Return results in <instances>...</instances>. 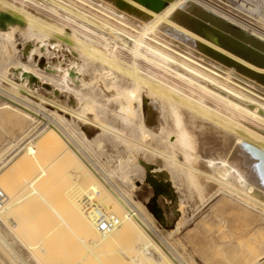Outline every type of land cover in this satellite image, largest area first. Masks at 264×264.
I'll use <instances>...</instances> for the list:
<instances>
[{
    "label": "bare ground",
    "instance_id": "bare-ground-1",
    "mask_svg": "<svg viewBox=\"0 0 264 264\" xmlns=\"http://www.w3.org/2000/svg\"><path fill=\"white\" fill-rule=\"evenodd\" d=\"M46 1L51 6L37 0H0V86L3 83L8 85L7 90L0 89V98L9 104L0 105V123L7 122L14 133L20 132L17 134L21 138L18 141L11 139L9 144L17 145L27 137L29 140L31 130L28 125L34 123L33 116L36 117L30 108L41 106L29 96L44 101L29 89L30 84L36 85L34 79L41 83L50 82L60 93L72 99L75 110L52 103L65 114H70L72 119L80 121L82 127L68 124L69 121L55 113L51 117L54 123L49 126H45L49 123H44L46 128L37 137L38 144L32 150L33 153L46 148L43 151L49 153V148L54 147V150L58 148L62 152V160L58 157L62 176V172L56 171L58 166L55 169L52 167L54 162L52 166L48 163L52 168L47 164L46 170H55L61 178L57 179L62 182L59 184L63 185H58L61 188L55 186L58 183L54 182L53 178H57L55 174L52 175L53 180L47 177L50 179L47 181L45 177L44 182H54V187H49V183L45 185L50 191L48 200L53 193H56L53 194L55 199L59 189H62V201L58 199L60 195L56 199L62 204L63 200L69 203L71 196L70 201L73 202L64 205L68 210L66 212H75L77 207L73 203L79 200L77 194L99 198L104 201L105 210L125 217L130 231L134 230L133 238L140 242L147 235L156 233L152 220L147 217L151 219V214L140 212L137 202L130 199L136 189L133 177L140 175L142 180L148 178L151 181L158 193L156 195L169 201L163 205V201L159 200L157 205L161 206L162 214L169 223L177 214L176 208L182 207L185 201H193L199 208L215 201V207L226 208L232 218L222 219L219 216L218 224L223 234L221 242L233 249L231 254L225 248V252L230 254L228 260L231 259L233 264H264V238L257 235V230L264 227V195L261 194L264 188V27H259L264 23V3L259 0L254 4L251 0ZM16 35L22 40L20 50L16 46ZM49 49L60 51L66 69L58 65L51 70V74L38 68L33 56H41ZM11 75L18 78V84L12 82ZM26 122L28 125L24 126ZM8 124L5 125L9 128ZM57 124L84 153L106 152V145L109 144L115 150L122 147L126 154L115 156L113 169H107L91 158L95 170L61 134ZM93 128L99 132L89 140L83 130ZM8 146L3 147L6 149ZM27 146L24 145L21 150H26ZM38 154L33 153V158ZM54 155L57 158L58 155ZM31 156H19L13 168V172L23 179L29 177L26 179L30 183L37 170L33 173V169L28 176L23 172L27 167L37 169V165H31L35 160L30 164ZM146 156L151 157L153 162L142 160ZM12 158L1 160L4 169ZM61 168H58L59 172ZM71 171L72 176H68ZM3 173L8 175L9 172L0 174L3 175L0 189L5 195L0 219L4 217L3 220L9 221L12 226L16 207L20 208L21 204L16 203V197L3 186L7 178ZM150 176L155 180H151ZM125 185L129 187V192L121 188ZM73 195L76 201L72 199ZM105 200L111 203L106 201V204ZM57 203L55 200V205ZM47 204L50 210H55L51 203ZM174 209L176 211L171 215ZM25 211L22 209V213ZM24 214L19 215L22 217L20 221L16 215L19 226ZM52 220L50 225L46 223L49 226L45 225L47 229L44 227L46 232L48 230L47 233L44 230L47 235L44 240H53L52 235L55 236L53 231L56 227L53 223L51 225ZM16 224L13 223L11 229ZM33 224L31 222L28 226L32 229ZM177 225L174 231L178 229ZM21 230L19 232H23V228ZM37 231L31 232H40ZM2 235L3 241L6 236L4 234L5 238H2ZM44 240H41L44 246L51 244L49 240ZM144 248L140 252L145 251ZM170 252L166 250L164 253L171 263L178 264L177 260L185 264L176 252ZM146 259L151 258L146 256ZM154 260L156 262V258Z\"/></svg>",
    "mask_w": 264,
    "mask_h": 264
},
{
    "label": "rangeland",
    "instance_id": "rangeland-1",
    "mask_svg": "<svg viewBox=\"0 0 264 264\" xmlns=\"http://www.w3.org/2000/svg\"><path fill=\"white\" fill-rule=\"evenodd\" d=\"M37 1H39L40 3H43L46 6H51V3L46 1V0H37ZM255 1H258V0H251V4L256 3ZM259 1H261L262 4L264 3V0H259ZM219 5L223 6L222 4H219ZM223 7H226V6H223ZM259 27H264V23H262ZM15 40H16L17 49L20 50L22 47V40L18 36L15 38ZM33 60L36 63V65L38 66V68H40L41 71H44L46 73L52 74L53 71H51V70H53V69L55 70V67L58 65H59V67L66 69V63L63 64L64 58H63L62 54L60 53V51L57 52L55 49L54 50L49 49L48 52L43 53L41 56L38 54H35L33 56ZM22 62H24V60H22ZM10 78H11L12 82H15V83L17 82V84H18V78H16V76L11 75ZM34 82H37L36 85L30 84L29 89L34 94H37V96H40L41 98H43L44 101L40 100L38 97H33L32 95L29 96L31 98V100H33L35 103L41 105L40 107H36L34 105L35 106L34 108H30L31 110H33L32 113H34L36 115V117L33 116L35 122L31 123L29 125L26 122L24 125V126L28 125L29 130H31V132L29 134V136H30L29 140L31 142L29 140H27L28 139V137H27L26 139L24 138L23 140L19 141L17 145H15L14 143H11V142L9 144V141H11V139H13V140L16 139L18 141L19 138H21L18 135V134H20V132L14 133V131L11 130V127L7 122H1L0 123V148H1V150L3 149L2 151H0L2 153V154H0L1 155L0 167H2V164H1L2 159H11L12 156L14 154H16L15 157H13L12 160L10 161V164L8 163V166L5 165L6 169H4V166H3L2 169L0 170V174H2V172H4V171L9 172L8 175H7V173H5V174L3 173L5 176H7L6 180L3 182V186L5 185V187L7 188V191L16 197V198L14 197L15 202L18 201L22 205V206L19 205L21 209L19 207H16V208H18L17 211L15 210L16 214H15V211H13L14 212L13 214H15V215L14 216L12 215L13 218L11 217L12 218V226H14L13 223L14 224L18 223V221H20V218H22V217H19V215H21L19 213V211L22 213V209H24V211L26 210L24 212L26 214V216L24 213H22V215L24 214V216H23V219H21V222L23 220V224H21V222H20L21 227L19 226V223L16 224L18 226V229L16 228L17 226L13 227L14 229L13 228L11 229L12 226L8 224L9 221L6 220L7 221V223H6V221L3 220L4 217L2 218V220L0 219V233H2V234L4 233L6 238H5V236H3L4 234L3 235L0 234V235H2V238L3 237L5 238V239H3L4 242L6 240L8 241V242L6 241L7 243L4 244L3 241L1 240V237H0V264H54V262H56V264H173V263H171V261L169 259H167L168 257H166V254L164 253V252H166V250L169 253H171L170 251H173V253L176 252L175 254L178 255L179 259H181L182 262L184 261L183 263H185V264H229V263L233 264L231 259L228 260L230 254L226 253L227 251H228V253H229V251H231V254H232L233 249L231 247H227V246L223 245V243L221 242V237L223 236V234H222V230L220 228V224H218L220 221V217L222 219L232 218L231 216H229L230 213L228 211L227 212L229 214L226 212V208H224L225 209L224 210L222 208L223 206H221V209H219L220 207L219 208L215 207V204H216L215 201L211 202L210 204H208L204 207H200V208L198 205H195L193 201H189V202L185 201L183 203L184 206L182 205V207L176 208L177 214H176V216H173L174 220L170 221V223H169L168 220L162 214L161 206H157L159 204V202H158L159 200L164 202V203L163 202L161 203L163 205H165V203L167 204L169 201L164 200V198L161 197L160 195H156L158 193L156 192L154 185L151 184V181H149L148 178H145L142 180V177L140 175H135L133 177V181H134V185H135L136 189H135V192L131 195L130 199H131V201L137 202V204H136L138 206L137 209H139L140 212L143 213L145 211V213L148 212L151 214V219L148 215H147V217L149 218V221H151V220L153 221V222L151 221V225H153V229H155V232H156L155 234L152 233L150 235H147V237H145L143 239L144 241L142 240L140 242L139 241L137 242L133 238L134 230L130 231L129 226L125 223V217L123 215L116 214L115 211H109L108 210L109 212H112V213H115L116 215H118V217L121 220L120 221L121 223H119L116 227L107 231L106 233L100 232L96 228V214H95L94 208L95 207L99 208V206L101 207V204H102L103 209H105L104 208L105 204L103 205L104 201H102L99 198L97 200V199H95L96 197H94V196H93L94 197V199H93L92 196L90 197V195L88 198V195L81 194V196H79L77 194L76 197L79 200H77V202L73 203L77 207L76 208L77 210L75 209V212H73V211L66 212V211H68L66 209V206L73 202V200L70 201L71 196H69L70 197V199H69L68 197H66L67 195L64 194V197H66L67 200L69 199V203H67L65 201V203H67V204L64 203V200H63V204H62V202L58 201V199H60V201H62V196L64 193V192H61L62 189H59L60 191L57 195V196L60 195L59 196L60 198H58L56 196L58 199H56V197L54 199V195L56 193H53L54 195L51 194V198H50V200H48L49 195H50V193H49L50 191L48 189L46 190L45 185H47V183H49V187H51V186L54 187L52 184L55 181H58V183L55 182L57 184L55 186H57V187H58V185H61V187L63 186L62 184H59L62 182L61 181L59 182V180H57L59 178L58 177L59 175L56 174L57 172L58 173L62 172V168L60 165L61 164L60 161L62 160L61 159L62 156L60 158V155H62V152L58 148H55V150H54V147H53V148H49V150H48L49 153H47V151H43V150H46V148H43L38 152H33L36 154L39 153L38 155H34V158H35L34 159L32 150L36 146V143L38 144L37 137H39V135L41 134V131L46 128L45 126H49L50 124L54 123V121H52L53 120L52 116L55 113H57L60 116H63V118L66 120V122L69 121L67 123L68 124L70 123V125L82 127V124L80 121L76 120V118L72 119L70 114H68V113L65 114L62 109H59V107L54 106L55 104L52 103V102H55V103H58L59 105H62V106H65L69 109L75 110L76 107H74V104L71 103L72 99L70 97L68 98L67 96H64L63 93H60V91L58 89H55L53 84H50V82H47V83L42 82L41 83V82L37 81L36 79H34ZM7 87H8V85L3 83L0 86V89L1 90H7ZM65 94L68 95L67 93H65ZM147 102H148V100H147ZM4 103H6V105H9L6 101L3 100V98H0V105L4 104ZM49 103H51V104H49ZM71 104H73V105H71ZM41 107H43V109ZM39 120H41V121H39ZM0 121H2V120L0 119ZM44 123H46V124L49 123V124L45 125ZM5 124L6 125L8 124L9 128L6 127ZM75 124H77V125H75ZM36 125H37V127H36ZM56 127L61 132V134L66 137V139L69 141V143L72 144V147L80 154V156L95 170H96V168L92 164L93 161H95V163L103 164L104 167L107 169H109V168L113 169L114 165H115V163H114L115 156L117 154H121L122 156H125V154H126V152L124 151V149L122 147H120L118 150H115V149L111 148L109 144L106 145V152H103V153L94 152V154H93V152L92 153H88V152L84 153L81 150H79V148L74 144V142L71 139H69V137L66 135L65 131H62L63 128L59 124H57ZM6 129H8V131ZM83 132L85 133V136L87 137V139L92 140L93 138L96 137L95 133L97 134L99 131L93 128V129H89L86 131L83 130ZM12 133H14V134H12ZM26 144H28V146L26 147V150H25V148L21 150V148ZM29 144H30V146H29ZM3 146H8V147L6 149H4ZM16 146L20 147V149H17ZM9 147H11V148H9ZM50 150L55 151V153L53 151H52L53 153L50 152ZM5 152H7V153L5 154ZM58 152H60L61 154ZM22 153L24 155H28V154L30 155L31 154L32 156L30 158V164L34 163V160H35V163L31 164V165H35V166L37 165V169L35 167H27L25 169V171L23 172V174L25 176H28L31 174L33 169H34L33 173L35 170H37V173L36 174L34 173L33 175L34 176L38 175L39 177L35 176V178H34V176H33L32 179H34V180L31 181V183H30V180H27V179H29V177H26L27 179L26 178L23 179V177H21L17 173L13 172V168L15 167V165L18 162L17 161L18 157L23 155ZM26 153H28V154H26ZM50 153H51V155H49ZM46 154H48L49 156ZM54 154L58 155L56 157L57 158L59 157L61 160L59 158L57 159V158L53 157V156H55ZM88 155L91 157L89 158ZM51 156L54 159V161L52 160ZM138 156L143 157L142 154H138ZM47 157H49V158H47ZM146 157H147V159H146ZM146 157L142 158V160H147L149 163L153 162V159H150L151 157H148V156H146ZM91 158L93 159V161ZM49 159L52 161H50ZM96 159H98V161ZM55 160L58 161L59 164ZM42 161L44 163H46L45 164L46 166H44V163H42ZM52 162H54L53 166L51 164ZM55 162L58 165L57 164L55 165ZM48 163L52 167H54V169L58 166L56 168L57 172L55 170H53L54 172L52 170H50V172H48L49 169H48V171L46 170L48 167H50ZM47 164H48V167H47ZM10 165L11 166L13 165V166L11 167ZM42 167L45 169V171H47L48 174L44 171V169ZM52 167H50V168H52ZM58 168H61L60 172L58 171ZM11 171L14 174H12ZM51 172H53V173H51ZM50 173H51V176H49ZM72 173L73 172L71 171L67 175L70 176ZM53 174H55L57 176H55ZM17 175L21 178H19ZM43 175H48V176H43ZM52 175L57 177V178L56 179L53 178ZM60 175L62 176L63 172ZM2 176L0 175V178ZM8 177L10 179H8ZM45 177L46 178L50 177L51 179L53 178L54 182L53 181H52L53 183L52 182L46 183V181L44 182L43 180H45ZM150 178H151V176H150ZM154 178L155 177H152L151 180H153ZM18 179H21V180L23 179V180L21 181ZM41 179L46 184H43ZM47 179H48L47 181L50 180L49 178H47ZM59 179L61 180V178H59ZM115 180L117 181V183H119L117 179H115ZM28 183H30V187L32 186L31 184H33L32 189H30ZM26 184L28 185V187ZM34 185L38 189H36L34 187ZM126 186L127 185H125L121 188H123L124 190H127L129 192L130 189L128 186L127 187ZM61 187H58V188H61ZM49 189L51 190V188H49ZM30 190L31 191L33 190L32 193ZM262 191H261V194L264 195V188L262 189ZM46 192H47V194H46ZM52 192H54V189ZM55 192H57L56 189H55ZM74 197L75 196L73 195L72 199H74V201H76V198H74ZM80 197H83V198H80ZM90 198L92 200H90ZM159 198H161V199H159ZM55 200H56V203L58 201L59 205H58V203L55 205ZM99 200H101L100 201L101 204H100ZM41 201L43 203H46V204H43ZM46 201H48V202H46ZM90 201H91V203H90ZM106 201L107 200H105V203H106ZM108 202L111 203L110 200H108L107 203ZM156 202H158V203H156ZM47 203H51L55 210H50ZM85 203L88 204L90 207L86 206ZM193 205H194V207H193ZM55 206H57V208ZM58 206L59 207L61 206L60 210H58ZM79 206L80 207L82 206L81 207L82 209H80ZM83 207H85V208L83 209ZM213 207L216 209L218 208L219 210L213 209ZM159 208H161V209H159ZM169 209H170V207H169ZM49 210H50V212H49ZM78 210L80 213L76 214V212H78ZM176 210L174 209L173 211H171V215H172V212H175ZM178 210H179V212H178ZM225 212L227 213V215ZM56 213L57 214L60 213V214L56 215ZM66 213H68V216ZM10 214H11V212H10ZM46 214H48L49 216ZM71 214H72V216H71ZM16 215L19 217V220H18V217ZM55 215L57 216L56 219H55V217H56ZM161 215H163V216H161ZM0 217H1V215H0ZM16 217H17V219H16ZM25 217L26 218L28 217L29 219L28 218L26 219ZM47 218H50L49 222L47 221ZM74 218H76V219H74ZM24 219L26 222L24 221ZM30 219H32L34 222L31 221ZM52 219H54V220H52ZM16 220H18V221H16ZM50 220L53 221V222L51 221V225L54 224V227H56V230H55L56 232L58 231L60 226L62 227L64 225L65 227L64 226L62 227V228H64L63 230L60 228L61 230L59 229L58 233H55V231H53L55 236L52 235L53 236L52 237L53 240L51 239L52 241L47 238L51 242V244H46L48 246L47 248L50 249V250H48V249H46V245L44 246V243H41V242H43L41 240H44L46 238L45 236H47L46 233L48 232V230L46 232L45 228L47 225H50ZM28 221H30V222H28ZM57 221L59 224L57 223ZM1 222H3V225ZM31 222H32V224L33 223L35 224V226H33L34 224L32 225L33 226L32 229L30 226H28L29 223L31 225ZM47 222H48V224L46 225ZM24 224H26L25 225L26 228L28 226V228H27L28 230L29 229H31V230L28 231L26 228H24L25 227ZM123 224H125V225H123ZM176 224H178L177 225L178 229L176 231H174L176 228L175 227ZM216 224H218V225H216ZM7 226H9V228ZM57 226H59V228ZM35 227H36V229H34ZM47 227H49V226H47ZM54 227L50 226V228H52L53 230L55 229ZM22 228H23V232H19ZM50 228H48V229H50ZM263 228L264 227H262L260 229V231L257 230L259 234H257V231H256V234L259 235L260 238L262 236L264 238V229ZM25 229L27 230L26 232H28V233L25 232ZM37 229L40 232H38ZM34 230H36L38 233L34 234L36 232ZM44 230L46 233L44 232ZM17 231H18V233H17ZM31 231H33L34 233H32ZM43 232L45 235L43 234ZM170 232H171V234H169ZM261 232H262V234H261ZM30 233L35 235V236L37 235L38 237L30 235ZM26 234H28L29 236L28 235L26 236ZM257 235H256V238H259V237H257ZM30 236L32 238H29ZM41 236H43L44 238L42 237L43 238L42 239ZM27 238H28V240H27ZM130 238H132L133 240L132 239L130 240ZM30 239H32V240H30ZM47 239L44 241H48ZM159 240H162V242ZM252 241H253V239H252ZM29 243H31V244H29ZM45 243H48V242H45ZM2 244H4V245L8 244V245L5 247L4 245L2 246ZM32 244L34 247L32 246ZM49 245H50V247H49ZM168 246L170 248H167ZM141 247H143V248L145 247L144 248L145 251L143 250L140 252V249L141 250L143 249ZM225 248H226V252H225ZM164 249H166V250L164 251ZM32 251H34V252H32ZM139 252L142 253L141 255L143 256V258L140 256ZM143 252H145L144 255L146 254L147 258L150 257L151 259L145 260L146 256L144 257ZM170 255H172V254H170ZM152 256H154V257H152ZM162 257H163V259H162ZM99 258H101V259H99ZM155 258H156V262L154 260ZM164 259H166L165 263H164V261H165ZM176 262L178 264H181L177 260H176Z\"/></svg>",
    "mask_w": 264,
    "mask_h": 264
},
{
    "label": "built area",
    "instance_id": "built-area-1",
    "mask_svg": "<svg viewBox=\"0 0 264 264\" xmlns=\"http://www.w3.org/2000/svg\"><path fill=\"white\" fill-rule=\"evenodd\" d=\"M5 195L0 189V208L4 204ZM96 228L100 232H107L120 223V218L115 213L109 212L102 207H95Z\"/></svg>",
    "mask_w": 264,
    "mask_h": 264
}]
</instances>
